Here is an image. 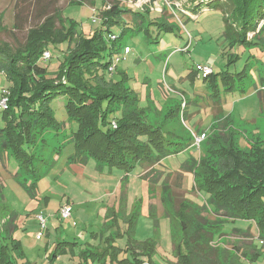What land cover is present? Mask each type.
<instances>
[{"label":"rangeland","instance_id":"obj_1","mask_svg":"<svg viewBox=\"0 0 264 264\" xmlns=\"http://www.w3.org/2000/svg\"><path fill=\"white\" fill-rule=\"evenodd\" d=\"M214 3L200 10L196 6L198 3L186 0H0V43H24L27 31L40 24L44 15H53L55 10L58 12L55 18L57 28L64 18L65 26L72 24L80 34L91 35L102 29L108 44L110 37L113 39L112 35H121L116 41L120 52L116 55L118 62L113 75L117 79L126 76V83L138 95L141 107H151L155 112L166 110V116L179 105L177 114L165 122V128L176 124L181 133L190 134H196L198 130L209 134L216 119L215 110L224 116L230 114L236 139H241L239 142L249 148L250 142L264 138V122L256 120V115L264 112V96L261 97V91L254 89L261 87L260 76H264V15L254 20L257 29L247 34L251 45L245 47L237 44L233 33L230 34V30L235 28L233 18ZM112 7L121 9L119 19L107 24L103 15ZM186 10L195 13V17H190ZM262 27L261 33L257 34ZM124 47H128L129 52L124 53ZM60 50L65 51L66 46L59 44L57 49L51 48L48 51L51 58L42 59L41 65L55 71L62 60ZM197 66L211 68V77L219 79L221 72L232 75L246 70L250 79L242 85V91L236 86L231 91L225 90L221 82L217 90L211 88L212 82L205 79L203 71ZM3 86H8V82L0 74V92ZM65 102L62 97L52 100L51 110L62 128H74L75 124L67 119ZM149 116L160 119V122L165 117L161 118L153 111ZM246 120L251 123L246 128L257 125L256 132L259 133L245 130L242 121ZM46 138L49 146L44 152L56 142L50 132ZM210 139L211 135L208 141ZM204 145L203 141L199 149L184 148L179 153L164 157L159 170L165 173L154 193L141 176L144 173L142 166L137 165L129 172L116 168L110 173H107L110 170L98 172L91 160L90 164L70 163L68 156L73 153L70 144L61 149L57 160L38 179L37 187L29 191L30 179L22 180L16 160L7 152L6 155L0 151V235L5 237L9 234L18 240L25 260L30 264H79L78 256L69 260L67 254L58 255L51 263L49 256L55 249L56 241H76V254L81 248H96L98 245L102 248L104 240L101 243L92 232L99 234L105 221V208L116 204L123 182L127 209L138 207L135 240L157 242L151 257L153 264H174V247L178 245L180 234L161 202V185L165 180L170 187L171 207L178 206L183 200L188 206V213L194 212L197 207H205L210 213L209 195L194 188L193 174L184 167L187 160L201 157ZM63 205L72 209L68 219L58 215ZM40 215L46 218V230L37 239L41 229L37 218ZM208 217L212 219L213 215L210 213ZM223 230L230 235L221 237L220 245L232 253L251 254L255 252L256 245L264 251L252 222H227ZM126 241L127 236H119L116 245L123 248ZM122 258H130L129 253L119 252L117 259ZM25 260L17 256L14 258L15 264H22ZM253 264H264V254Z\"/></svg>","mask_w":264,"mask_h":264},{"label":"trees","instance_id":"obj_2","mask_svg":"<svg viewBox=\"0 0 264 264\" xmlns=\"http://www.w3.org/2000/svg\"><path fill=\"white\" fill-rule=\"evenodd\" d=\"M186 1L198 3L196 6L200 10L216 2L214 5L233 18L235 28L230 34L233 33L234 41L245 47L251 45L247 34L257 29L254 20L264 15V0ZM118 12L121 9L112 7L104 13L103 21L107 24L118 22ZM57 13L55 10L51 16L44 15L40 24L27 31L24 43H0V74L8 82L0 92L1 95L4 91L8 100L7 108L0 109V151L16 160L22 180L30 179L29 191L37 187L38 179L53 164V156L58 155L66 144H71L74 149L70 157L72 162L91 159L98 170L116 168L125 172L142 166L144 173L141 176L154 193L165 173L159 170L161 160L179 153L185 145L177 134L164 131V114L161 116L162 113L157 114L151 107L140 106L138 95L127 85L125 75L117 79L113 75L115 68L110 71L114 60L118 59L120 47L116 41L121 35H112L114 38L110 37L108 44L102 29L91 35L80 34L72 24L66 27L64 18L57 28ZM59 44L65 45L66 50H60L62 60L55 71L53 68L50 71L41 65V56L51 48L57 49ZM220 74V79L211 74L205 78L212 82L211 88L218 90L221 82L225 90L231 91L236 86L242 91V85L250 79L246 70L232 75ZM261 81L264 84V78ZM60 97L66 99L67 119L75 124L68 133L55 120L50 107L51 101ZM178 110L179 105L170 114L175 115ZM151 111L164 117L163 120L149 118ZM232 121L228 117L217 118L203 140L201 157L184 163L185 169L193 174L194 188L209 195L212 219L205 207L196 206L197 210L188 213L183 200L178 206L171 207L172 192L165 180L162 182L161 202L180 234L178 245L174 247V264H253L264 254L257 245L251 254L232 253L220 245V238L230 235L223 230L225 223L246 220L256 226L257 238L264 249V138L250 142L249 148H245L239 142L241 139L235 137ZM49 132L56 145L51 144V149L44 152L49 146L46 138ZM125 207L123 196L118 212H111L107 217L108 227H115V233L107 236L100 233V239L104 240L102 248L100 245L81 248L79 264H115L116 261L117 264H153L151 257L157 242L135 240L138 207L130 213H126ZM119 236H127L123 248L116 245ZM0 239L3 241L0 242V264H15V256L25 260L18 240L9 234L0 235ZM76 245L75 242H59L50 262L68 246L73 254ZM121 251L129 253L130 258L117 259ZM22 264L30 263L25 260Z\"/></svg>","mask_w":264,"mask_h":264},{"label":"crops","instance_id":"obj_3","mask_svg":"<svg viewBox=\"0 0 264 264\" xmlns=\"http://www.w3.org/2000/svg\"><path fill=\"white\" fill-rule=\"evenodd\" d=\"M187 11V13H188V15L190 16V17H195V15L194 14H189V12L191 13V11L190 10H186ZM258 61H256V63H257ZM257 65H258V63H257ZM256 65V66H257ZM233 74V73H232ZM247 74H248V72H247ZM248 76H250L249 74H248ZM264 78V76H260V80L262 79V78ZM248 83V82H247ZM251 83H253V81L251 80ZM260 83H262V81L260 82ZM256 91H263L264 90V84H261V87L260 88H254ZM259 93V94H261V97H263L264 96V92H262V93ZM264 98V97H263ZM169 107H171V106H169ZM164 112H166V110H163V111H157L156 113L157 114H161V116L163 115V113ZM215 114H216V116H215V118L217 119V118H220L221 116L222 117H228V118H230L231 120H232V115H226V116H224V115H222V113L221 112H219L218 110H215ZM156 113H155V115H156ZM164 115H165V113H164ZM172 115H174V114H170V112H169V114H166V116H165V118H164V122H166V121H169V120H171V118L170 117H172ZM176 115V114H175ZM169 116V117H168ZM257 116V121H258V123L259 122H261V121H263L264 122V112H261L260 114H258V115H256ZM150 118V117H149ZM215 119V120H216ZM153 120V119H152ZM215 120L212 122V125H211V127L213 126V124H214V122H215ZM250 121V120H249ZM251 122V121H250ZM255 122V121H254ZM253 122V123H254ZM242 123L244 124V126L243 127H245L246 128V126H247V124H249L248 122H247V120L246 121H242ZM246 124V125H245ZM251 124V123H250ZM249 124V125H250ZM241 125V124H240ZM210 127V128H211ZM254 128H246L245 130H249V131H256L258 128H259V126H257V125H255V126H253ZM210 130V129H209ZM64 131H65V133H68V128H64ZM164 131H167V132H169V131H171V132H173V133H175V134H177V136L179 137V141L180 142H182L184 145H185V148H190V149H193V148H195L196 146H194V140H193V138H192V136H193V134L191 133H185V132H182L181 133V130H179L178 129V127L176 126V124H173V126H170V125H167V127L165 128V125H164ZM199 134H204L205 135V137H206V135H207V133L205 132V130H198V132L196 133V135H199ZM203 142V141H202ZM191 144V145H190ZM201 144L202 143H200V146H201ZM71 145V144H70ZM197 148V147H196ZM72 150H73V153L70 155V156H68V160H69V162L71 163L72 161L70 160V157L71 156H73V154H74V149H73V147H72ZM57 155H54L53 156V160L55 161V160H57ZM91 159H89V160H87V161H85V162H73V163H83V164H90L89 163V161H90ZM91 161H93V160H91ZM74 165V164H73ZM74 166H77V165H74ZM94 167H95V169L98 171V172H104L105 170H108L107 168H103L102 170H98L97 169V167H96V164L94 163ZM112 170V169H111ZM111 170L109 171V172H107V173H110L111 172ZM80 173H81V171H80ZM81 177H83V174L81 173ZM114 191V190H113ZM107 193H110V192H107ZM123 196L125 197V188L123 187V182L121 183V187H120V191H119V195H118V198H117V200H116V204H114L113 206H111V207H106L105 208V213H104V222H103V224H102V229L99 231V234H98V232H92V234L94 235V236H98L99 238H101V232L103 233V235L104 236H107V235H109V234H114L115 233V230H116V228L115 227H108V224L110 223L109 222V219L107 218L108 217V214L109 213H113V214H115V213H117L118 212V210H119V205H120V200L123 198ZM126 200V199H125ZM60 207H62V206H60ZM71 208V207H70ZM125 210H126V213H130L132 210H128L127 209V204H126V207H125ZM71 211H72V209H71ZM58 215H59V210H58ZM136 228V227H135ZM110 229H112L111 231H109ZM134 235H135V233H134ZM135 238V237H134ZM102 240H103V238L102 239H100V241L102 242ZM57 243L56 244H58L59 242H66V243H72V242H76V241H67V240H63V239H59V240H57L56 241ZM139 242H141V241H139ZM126 243V242H125ZM124 245L125 244H123V246L122 247H124ZM121 246V245H120ZM54 250V249H53ZM51 253H53V251L51 252ZM50 253V256H49V259L51 258V256H52V254ZM60 254H67L68 255V259L69 260H73V258L74 257H76V256H78V253L76 254V252H75V248H73V254L71 253V247L70 246H68V247H66V249H65V252H63V253H58L57 255H56V257L58 256V255H60ZM56 257H53L52 259H53V261L51 262V263H53L54 261H55V258ZM79 257V256H78ZM80 259V258H79ZM80 261V260H79Z\"/></svg>","mask_w":264,"mask_h":264},{"label":"built area","instance_id":"obj_4","mask_svg":"<svg viewBox=\"0 0 264 264\" xmlns=\"http://www.w3.org/2000/svg\"><path fill=\"white\" fill-rule=\"evenodd\" d=\"M112 38H114V37L112 36ZM127 52H129V48H125L124 49V53H127ZM41 59H43V60L50 59V54L48 52H44L42 54V56H41ZM117 62H118V59H115L114 62L112 63V66L109 68L110 71H112L115 68ZM197 68H198V70L203 71L204 77H207V76H209L211 74V68H209V67H206V66L199 67V66H197ZM4 93L5 92L2 91V96L0 98V109L1 110L2 109L4 110V109L7 108L6 107V103H7L8 100H7L6 95L4 96ZM113 127H115L114 123H113ZM192 137H193V140H194V146H196L197 149H199L200 148V143L205 139V135L204 134H199V135L193 134ZM71 215H72V211H71L70 206L63 205L62 207H60V209H59L60 218L68 219V218L71 217ZM37 218H38V222H39V224L41 226V229L37 233V236H36V238L39 239V238H41V236L43 235L44 231L46 230V227H45L46 226V218H44L42 215L38 216Z\"/></svg>","mask_w":264,"mask_h":264}]
</instances>
